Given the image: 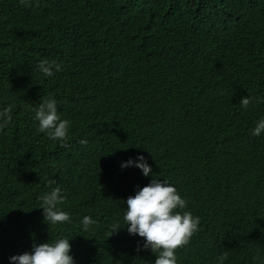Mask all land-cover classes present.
Masks as SVG:
<instances>
[{
    "label": "trees",
    "instance_id": "trees-1",
    "mask_svg": "<svg viewBox=\"0 0 264 264\" xmlns=\"http://www.w3.org/2000/svg\"><path fill=\"white\" fill-rule=\"evenodd\" d=\"M30 3L0 0V111L13 117L0 128V264L57 239H70L75 264H155L123 219L154 178L201 219L178 264L224 253L223 264H264V132L252 135L264 0ZM45 58L61 66L52 76L38 69ZM43 99L71 121L67 147L38 131ZM141 155L151 175L121 167ZM56 186L71 222L49 226L40 197ZM84 216L97 221L87 231Z\"/></svg>",
    "mask_w": 264,
    "mask_h": 264
},
{
    "label": "clouds",
    "instance_id": "clouds-1",
    "mask_svg": "<svg viewBox=\"0 0 264 264\" xmlns=\"http://www.w3.org/2000/svg\"><path fill=\"white\" fill-rule=\"evenodd\" d=\"M20 3L31 7L30 0H20ZM60 68V64L55 60L49 61L47 58L40 60L38 64L39 71L45 76H52L54 69L59 71ZM254 99L245 96L240 103L247 108ZM12 118L11 107L0 111V128L7 126ZM35 119L39 122V132L46 133L50 140L60 141L63 147L68 146L71 121L61 119L55 99H43L35 110ZM262 132H264V118L257 122L252 135L259 136ZM80 143L87 145L88 141L83 139ZM129 166L138 167L144 176L152 174V168L143 155L137 160L129 159L121 165L122 168ZM54 183V180L49 181L50 185ZM40 200L44 222L49 226L71 222L69 213L58 207L65 200L59 186L41 196ZM126 203L123 219L128 226L127 231L144 239L143 248L150 249L157 256L155 264H178L177 250L189 244L193 235L200 230L201 224L199 216H194L190 211H180L186 208L187 201L178 189L166 179L161 181L154 178L148 185L138 189L134 196H129ZM81 223L83 230L87 231L97 221L91 216H84ZM120 228L119 225L114 226L113 234ZM70 253V239H57L49 243L34 244L31 252L12 256L10 260L12 264H75ZM227 258V253H224L217 259L223 264Z\"/></svg>",
    "mask_w": 264,
    "mask_h": 264
}]
</instances>
